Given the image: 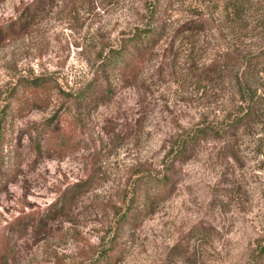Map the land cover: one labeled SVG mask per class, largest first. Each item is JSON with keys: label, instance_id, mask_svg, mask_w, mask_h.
Here are the masks:
<instances>
[{"label": "rangeland", "instance_id": "1", "mask_svg": "<svg viewBox=\"0 0 264 264\" xmlns=\"http://www.w3.org/2000/svg\"><path fill=\"white\" fill-rule=\"evenodd\" d=\"M33 1L0 0V23ZM40 4L29 26L0 46V102L21 75L47 74L56 84L46 105L14 120L11 146L21 139V165L0 192V230L16 216L41 214L73 183L87 184L43 229L17 238L9 264L91 263L140 180L167 173L168 191L120 231L115 264H248L264 239V115L237 130L231 154L214 136L172 167L167 154L190 129L221 130L243 113L247 59L264 51V0ZM154 18L164 29L149 53L132 70L108 72L109 52ZM254 80L264 92V72ZM89 83L103 94L81 104L65 99L64 91ZM47 121L62 140L34 155L29 134Z\"/></svg>", "mask_w": 264, "mask_h": 264}, {"label": "trees", "instance_id": "2", "mask_svg": "<svg viewBox=\"0 0 264 264\" xmlns=\"http://www.w3.org/2000/svg\"><path fill=\"white\" fill-rule=\"evenodd\" d=\"M42 1L34 0L15 19L0 23V46L7 40L22 33L29 26L31 18L39 9L38 7L41 6L40 3ZM152 8L154 10V7ZM163 29L164 24L157 20V18L141 26H135L134 31L123 39L120 47L116 50H111L104 58L102 66L108 72L132 70L142 60L143 56L149 53L148 49L154 46ZM243 72V84L239 85L242 94L241 99L244 103L242 106L243 113L240 116L236 115L221 130L209 126L190 129L183 138L178 139L174 147L168 150L167 157H170L169 165L171 167L176 162L189 159L193 155L199 141L209 136L222 140L228 153H233L237 130L240 127L247 126L258 115H264V92L258 94V86L253 83L255 82V76L257 77V74L264 72V51L259 55L249 57ZM92 85L93 83H89L86 89H79L76 93L64 91V97L70 102L76 101L81 104L83 101H87L88 103L87 98L101 95L104 90L100 89V84H97L93 86L95 91H92L89 89V86ZM55 87L54 79L47 74L21 75L11 85L6 96L1 99L0 192L6 190L9 184L13 182L19 173L21 165L20 153L18 151L21 139L16 140L17 143L11 146L13 140L12 127L15 118L26 110L46 105L45 103H48L51 92ZM35 129L36 134L34 136L29 134L28 141L32 146L34 155L43 153L44 149L50 145L51 139L56 138L52 144L54 146L62 140V135H59L58 128L50 121L43 122L39 129ZM171 181L169 173L162 175L160 178L148 177L140 180L134 188L127 210L119 216L118 226L110 242L89 264H115L121 259L124 245L120 231L127 223L137 219L140 213L146 212L147 206L152 201H155L160 195L168 191ZM86 184L87 180L73 183L64 189L56 201L51 202L41 214L30 215L27 212L6 222L2 230H0V264H9L11 259L15 257L16 242L19 236L28 230L36 232L43 229L51 214L63 210L70 205L72 191H76L78 187ZM82 189L84 188L82 187ZM142 190L145 191V198L143 201H140L139 194ZM248 264H264V239L262 243H258Z\"/></svg>", "mask_w": 264, "mask_h": 264}]
</instances>
